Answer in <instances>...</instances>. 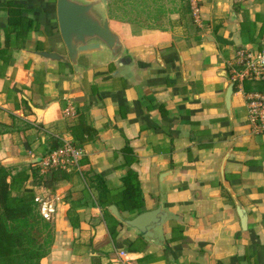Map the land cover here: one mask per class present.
I'll list each match as a JSON object with an SVG mask.
<instances>
[{
  "label": "crops",
  "instance_id": "obj_1",
  "mask_svg": "<svg viewBox=\"0 0 264 264\" xmlns=\"http://www.w3.org/2000/svg\"><path fill=\"white\" fill-rule=\"evenodd\" d=\"M10 1L36 28L20 48L8 32ZM107 1L111 28L132 60L126 75H115L108 52L73 66L58 0H0L2 165L32 175L50 154L51 137L84 158L53 188L27 183L58 201L54 244L42 264H120L121 251L131 264H264V134L252 132L242 95L234 90L229 109L226 102L230 59L242 48L264 50V0H164L163 29L130 22L125 11L112 16ZM227 157L245 230L223 185ZM130 170L146 212L162 205L170 216L156 230L158 243L106 218L99 204L96 179L118 195Z\"/></svg>",
  "mask_w": 264,
  "mask_h": 264
},
{
  "label": "trees",
  "instance_id": "obj_2",
  "mask_svg": "<svg viewBox=\"0 0 264 264\" xmlns=\"http://www.w3.org/2000/svg\"><path fill=\"white\" fill-rule=\"evenodd\" d=\"M133 2L127 1L125 4ZM5 7L9 13L8 32L15 34L16 46L20 48L36 28L22 6L10 1ZM85 130L93 131L91 128ZM48 142L50 153L62 147V142L55 137ZM83 160L81 158L80 162ZM65 178L62 170L54 168L46 172L37 168L32 175H28L26 170L14 174L0 161V264H42L50 254L55 240L54 227L41 216L35 202L37 190L27 187V183L33 179L35 186L53 188ZM96 180L100 183L99 204L106 210V218L113 220L108 211L113 204L131 218L146 212L138 175L133 170L123 178L125 187L118 195L112 194L114 189H109L99 178ZM112 235L115 236L114 231Z\"/></svg>",
  "mask_w": 264,
  "mask_h": 264
},
{
  "label": "water",
  "instance_id": "obj_3",
  "mask_svg": "<svg viewBox=\"0 0 264 264\" xmlns=\"http://www.w3.org/2000/svg\"><path fill=\"white\" fill-rule=\"evenodd\" d=\"M107 4V0H58L57 15L60 33L73 66L77 67L83 56L108 52L117 68L115 75H126L132 66V60L127 56L123 40L111 28L106 10ZM39 54L47 58H60L57 53ZM234 92V87L231 85L226 97L228 109ZM227 159L228 157L222 165L223 185L235 202L242 228L245 230L248 215L232 186L226 180ZM165 177L164 175L162 178ZM109 212L117 222L135 230L151 243L160 241L156 236V230L162 227L170 217L162 205L156 210L144 212L133 219L124 218L116 205L109 207Z\"/></svg>",
  "mask_w": 264,
  "mask_h": 264
},
{
  "label": "built area",
  "instance_id": "obj_4",
  "mask_svg": "<svg viewBox=\"0 0 264 264\" xmlns=\"http://www.w3.org/2000/svg\"><path fill=\"white\" fill-rule=\"evenodd\" d=\"M194 15L196 22L200 23L197 10ZM228 76L230 85L244 97L252 132L256 135L264 134V50H237L228 62ZM81 157L82 151L79 148L64 141L62 147L47 156L42 171L46 172L51 168L65 172L79 170ZM35 202L43 219L52 223L58 214V201L37 194ZM117 256L120 264H131L127 252L121 251Z\"/></svg>",
  "mask_w": 264,
  "mask_h": 264
},
{
  "label": "rangeland",
  "instance_id": "obj_5",
  "mask_svg": "<svg viewBox=\"0 0 264 264\" xmlns=\"http://www.w3.org/2000/svg\"><path fill=\"white\" fill-rule=\"evenodd\" d=\"M113 4L112 16L127 15L130 22L147 28L163 29L166 25L170 10L164 0H110ZM124 1V2H123ZM131 2L125 4V2ZM157 2V3H156ZM130 16V17H128Z\"/></svg>",
  "mask_w": 264,
  "mask_h": 264
}]
</instances>
